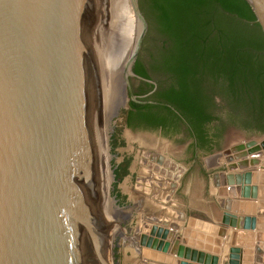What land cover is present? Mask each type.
<instances>
[{
  "label": "water",
  "instance_id": "obj_1",
  "mask_svg": "<svg viewBox=\"0 0 264 264\" xmlns=\"http://www.w3.org/2000/svg\"><path fill=\"white\" fill-rule=\"evenodd\" d=\"M216 1L264 34V0ZM148 28L139 0H0V264H107L99 136L122 105L172 109L189 126L196 156L194 132L175 109L135 98L155 87L137 54ZM223 155L228 172L215 173L226 176L223 186H235L243 198L261 196L264 139ZM246 219L237 217L223 264H235L242 245L236 237L252 236L242 233ZM180 227L144 223L135 234L138 247L219 264L183 247ZM217 235L222 246L228 230Z\"/></svg>",
  "mask_w": 264,
  "mask_h": 264
},
{
  "label": "rangeland",
  "instance_id": "obj_2",
  "mask_svg": "<svg viewBox=\"0 0 264 264\" xmlns=\"http://www.w3.org/2000/svg\"><path fill=\"white\" fill-rule=\"evenodd\" d=\"M142 2L139 0V6L148 21L149 28L137 54L139 59L144 60L150 58L153 48L162 45V38L157 31L150 28ZM150 78L154 83L168 80V76L160 71H152ZM212 95L214 99L212 120L208 123L207 132L213 137L212 145L214 146L211 150H198L196 156L191 146L193 139L186 131L166 135L157 128L140 126L135 122L136 120L127 124L129 104L122 105L119 113H115L110 120L105 122L99 137L101 143L99 166L103 221H105L102 251L107 264H164L146 258L150 250L138 247L139 238L136 235L130 236V227L133 231L135 228L137 230L142 227L144 223H151L155 218L153 214L159 211L165 212L166 207L177 210L186 208L198 181L208 194L209 179L211 172L215 169L207 168L206 159L208 157L215 156L216 160L221 162L225 157L223 153L228 148L250 140L264 139V123L252 118L254 108L250 103L238 104L221 92L212 93ZM135 98L153 100L155 97L149 93L144 97L136 96ZM115 130H119L118 141L123 144L113 151L111 139ZM219 154L220 156H217ZM139 155L145 159V161L141 159V170L139 166L134 168V162L140 160ZM150 155L157 159L160 158L159 164L164 161L168 166V171L172 173L165 169L160 173L157 172L153 168L156 165L155 162H152V168L149 167ZM125 160H129L130 165L129 173L119 184V189L123 194L122 201H125L124 204L117 202V205L121 207L119 210L113 201L116 197L113 193L115 182L113 181L115 174L113 170L115 164H120ZM226 165V163L221 165V170L224 172L227 171ZM261 167L264 172V158ZM173 173L174 176H172ZM258 217L260 219L256 221L257 228L253 231L242 232L244 235L249 233L252 236H238L237 241H242V245H239L240 251L236 254V259H239L241 252L245 249L247 253H244L242 262L236 260L235 264H264V212L258 214ZM247 241L250 244H247ZM257 247H260L261 251ZM162 259L165 258L162 257ZM173 263L182 264L183 262L175 260Z\"/></svg>",
  "mask_w": 264,
  "mask_h": 264
},
{
  "label": "trees",
  "instance_id": "obj_3",
  "mask_svg": "<svg viewBox=\"0 0 264 264\" xmlns=\"http://www.w3.org/2000/svg\"><path fill=\"white\" fill-rule=\"evenodd\" d=\"M142 1L150 28L162 38V45L155 47L157 58L150 56V63L180 85L179 94L166 96L165 101L187 117L201 118L199 127L207 131L212 115L201 111L199 102L207 103L205 91L221 92L238 104L250 103L252 118L264 123V34L260 25L222 10L216 0ZM129 114L130 110L127 124ZM118 135L115 130L113 151L123 144ZM129 165V160L114 165L113 193L119 204L125 203L119 184L129 173Z\"/></svg>",
  "mask_w": 264,
  "mask_h": 264
},
{
  "label": "crops",
  "instance_id": "obj_4",
  "mask_svg": "<svg viewBox=\"0 0 264 264\" xmlns=\"http://www.w3.org/2000/svg\"><path fill=\"white\" fill-rule=\"evenodd\" d=\"M139 159V161L134 162V168L139 166L140 169L142 167L141 161H145V159H142L141 155H139ZM216 159L215 156L206 159L207 168L211 170L215 168L211 172V177L209 179L210 187L208 194H206L200 181H198V183H196L195 192L190 196L186 208L184 207L182 210H177L176 208L168 209L166 207L167 210L165 212L161 213L159 211L153 214V217L155 218L154 221H151V224L160 225L168 229H171V226L175 225V223L181 225L180 229L176 230V236L177 238H180L183 247L216 256L219 259V264H223L224 261L228 260L229 250L233 247V233L238 231L235 228L237 217L245 216L248 218L245 221L243 231H253L252 220L257 219L259 221L260 218L258 217V214L264 212V191L262 192V195L257 198H243L240 194H237L236 190H231L235 189V186H223V184L226 183V176H224V178L221 176L215 177V172H224L221 170V165L226 163L225 158H223L221 162H218ZM149 160L151 161H149V167L151 168L153 164L152 162L156 163L153 168L156 169L157 172L160 173L164 169L167 172H171L168 171V166H166L164 161L159 164V158L157 159L150 155ZM240 172H242V170L238 171V173ZM175 174L177 175V173ZM172 176H174V173ZM263 181L264 178L259 175L256 183L258 188L263 185ZM247 183L253 185L252 182ZM259 197H263V199L260 200ZM241 203H244L242 213L240 212ZM164 223H167L168 225H165ZM220 228H226L228 230V236L222 238V246H218L214 243V239L218 237L217 231ZM236 239H238V237H236ZM144 249L148 251L150 250V253L147 254L148 257H146L150 261L164 264H180L173 263L177 260L185 263L200 264L199 262H194L190 259L179 258L169 252L163 253L150 248ZM161 256L165 259H162ZM236 258L237 257L235 256V261L237 260Z\"/></svg>",
  "mask_w": 264,
  "mask_h": 264
},
{
  "label": "flooded vegetation",
  "instance_id": "obj_5",
  "mask_svg": "<svg viewBox=\"0 0 264 264\" xmlns=\"http://www.w3.org/2000/svg\"><path fill=\"white\" fill-rule=\"evenodd\" d=\"M155 49V50H154ZM157 48H153L150 52V56L154 55L155 58H157ZM142 66L148 71L150 77L152 71H157L152 64L150 63V58L147 59H140ZM155 65V64H154ZM151 79V78H150ZM155 87L150 92V94H153L155 98L153 100H140L136 99L138 101H151V102H160V103H166L169 106H171L173 109H175L190 125L192 128L195 138H196V153H198V150H211L214 145L213 144V137L210 135L209 132L205 131L204 129H201L199 127V118L198 116H186L188 114H182L174 105H171L170 103L166 102L164 98L166 96H177L180 92V85L177 84V82L172 81L171 79H168L166 82H159L154 83ZM206 94L209 95V99L207 103L199 102L201 111H204V113L208 115H212V106H213V95L211 91H205ZM204 92V93H205ZM130 114H129V124H131V121H135L140 126L146 125L147 127L151 128H157L166 135L171 134H178L182 131H186L190 134L191 138L193 139V145L192 148L195 151V144H194V137L193 134L189 128V126L184 122V120L175 113L172 109H170L167 106L160 105L156 107H149V108H142V109H134L129 108ZM207 116V115H206ZM199 118V119H198ZM205 125V123H204ZM208 126V124L206 125ZM162 159L166 160L165 158L161 157ZM160 159V158H159ZM136 230V228L134 229ZM132 228L130 227V236H134ZM137 232V230H136ZM131 239V238H130Z\"/></svg>",
  "mask_w": 264,
  "mask_h": 264
},
{
  "label": "bare ground",
  "instance_id": "obj_6",
  "mask_svg": "<svg viewBox=\"0 0 264 264\" xmlns=\"http://www.w3.org/2000/svg\"><path fill=\"white\" fill-rule=\"evenodd\" d=\"M108 120H110V119H108ZM107 120V121H108ZM102 132V131H101ZM101 135V134H100ZM100 137V136H99ZM101 146V143H100V138H99V147ZM258 171V176L260 175V176H263V172H262V170H260V169H258L257 170ZM176 183V182H175ZM259 199L261 200V199H263V197H259ZM243 257H244V252L242 251L241 252V254H240V256H239V262H242L243 261ZM224 259V258H223ZM245 263V262H244ZM240 264V263H239Z\"/></svg>",
  "mask_w": 264,
  "mask_h": 264
}]
</instances>
